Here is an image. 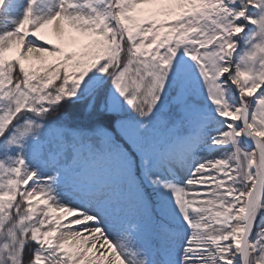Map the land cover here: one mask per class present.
I'll return each instance as SVG.
<instances>
[{
    "label": "snow or ice",
    "instance_id": "1",
    "mask_svg": "<svg viewBox=\"0 0 264 264\" xmlns=\"http://www.w3.org/2000/svg\"><path fill=\"white\" fill-rule=\"evenodd\" d=\"M0 264H264V0H0Z\"/></svg>",
    "mask_w": 264,
    "mask_h": 264
},
{
    "label": "rangeland",
    "instance_id": "2",
    "mask_svg": "<svg viewBox=\"0 0 264 264\" xmlns=\"http://www.w3.org/2000/svg\"><path fill=\"white\" fill-rule=\"evenodd\" d=\"M38 207H43L42 205L38 206Z\"/></svg>",
    "mask_w": 264,
    "mask_h": 264
}]
</instances>
